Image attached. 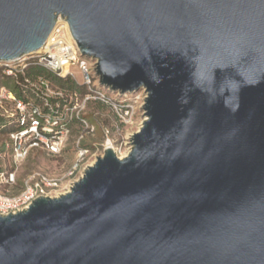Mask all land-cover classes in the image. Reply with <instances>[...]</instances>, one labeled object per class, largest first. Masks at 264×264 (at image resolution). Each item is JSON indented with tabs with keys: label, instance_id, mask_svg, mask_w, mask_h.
<instances>
[{
	"label": "water",
	"instance_id": "water-1",
	"mask_svg": "<svg viewBox=\"0 0 264 264\" xmlns=\"http://www.w3.org/2000/svg\"><path fill=\"white\" fill-rule=\"evenodd\" d=\"M59 15L145 120L126 156L0 214V264H264V0H0V61Z\"/></svg>",
	"mask_w": 264,
	"mask_h": 264
},
{
	"label": "built area",
	"instance_id": "built-area-1",
	"mask_svg": "<svg viewBox=\"0 0 264 264\" xmlns=\"http://www.w3.org/2000/svg\"><path fill=\"white\" fill-rule=\"evenodd\" d=\"M96 65L97 60L81 55L67 18L62 15L39 50L0 61V214L27 209L39 196L56 197L68 192L78 174L92 164L89 157H99L98 151L84 144L86 136H94L95 132L85 118L91 102L104 104L119 116L121 123L128 122L133 108L129 94L112 93L101 86ZM40 68L72 79L86 92H67L55 86L38 72ZM4 76L8 80H3ZM141 92L144 104L147 92ZM74 129H78L73 143L74 158L63 173L35 170L25 173L21 180L18 178L19 167L33 149L60 157ZM104 134L107 143L111 130L105 127ZM106 147L105 144L104 151Z\"/></svg>",
	"mask_w": 264,
	"mask_h": 264
},
{
	"label": "rangeland",
	"instance_id": "rangeland-1",
	"mask_svg": "<svg viewBox=\"0 0 264 264\" xmlns=\"http://www.w3.org/2000/svg\"><path fill=\"white\" fill-rule=\"evenodd\" d=\"M76 75L80 81L83 80L80 73L76 72ZM3 80H8V77L4 76ZM140 95L142 96L141 91L128 95L133 108L127 123H121L119 116L108 107L91 102L86 111L85 118L88 123L95 128V132L94 136H86L84 144H88L90 148L98 151L97 154L99 156L103 155L107 140L104 134V128L107 127L111 130L110 139L114 144V150L119 156H126L132 149V139H130V137L141 128L145 120L144 112L141 110L143 101ZM76 135H78V130L74 129L72 135L68 138L69 145L60 157L49 156L42 149H33L26 162L19 167L17 171L18 178L21 180L25 173L35 170L51 174L63 173L74 158L73 143ZM97 147L98 149H96ZM8 157L11 159L10 150L8 151ZM96 158L90 156L89 163L95 162ZM0 162H2L1 159ZM83 173L84 171H81L77 179H79Z\"/></svg>",
	"mask_w": 264,
	"mask_h": 264
},
{
	"label": "trees",
	"instance_id": "trees-1",
	"mask_svg": "<svg viewBox=\"0 0 264 264\" xmlns=\"http://www.w3.org/2000/svg\"><path fill=\"white\" fill-rule=\"evenodd\" d=\"M39 73H43V75L47 78L50 79V81L55 85L58 86L60 88H64L66 89L67 92H74L77 89H79L80 93H85L86 89L84 87H80L77 84L74 83V81L70 78H61L57 75H55L52 71L45 69V68H40ZM95 103H99L100 105L105 106L104 104L100 103V102H95ZM106 107V106H105ZM78 130V129H77ZM86 147H90V145L85 144ZM74 150V148H73Z\"/></svg>",
	"mask_w": 264,
	"mask_h": 264
},
{
	"label": "bare ground",
	"instance_id": "bare-ground-1",
	"mask_svg": "<svg viewBox=\"0 0 264 264\" xmlns=\"http://www.w3.org/2000/svg\"><path fill=\"white\" fill-rule=\"evenodd\" d=\"M106 145H107L108 147H112L113 149H115L112 140H108L107 143H106ZM120 156H121V155H120ZM92 163H94V162H92Z\"/></svg>",
	"mask_w": 264,
	"mask_h": 264
}]
</instances>
